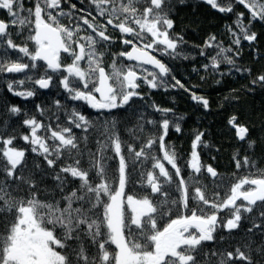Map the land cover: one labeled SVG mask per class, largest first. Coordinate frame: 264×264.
Wrapping results in <instances>:
<instances>
[{
    "label": "snow or ice",
    "instance_id": "1",
    "mask_svg": "<svg viewBox=\"0 0 264 264\" xmlns=\"http://www.w3.org/2000/svg\"><path fill=\"white\" fill-rule=\"evenodd\" d=\"M204 2L236 16L234 25L225 26L231 36L228 45L209 35L203 45L195 46L211 61L203 65L205 71L218 70L222 63L241 71L235 58L242 41L257 40L252 25L264 23V0ZM90 3L96 15L77 16V6L69 0H32L30 7H25V0H0V10H6L10 18L0 19V74H24L22 79L6 82L10 93L23 99L34 97L35 86L48 89L55 77L68 99L84 102L98 113H112L131 106L134 98L142 100V84L190 91L175 76H171L173 83H167L171 69L153 54L183 55L178 48L184 38L172 32L176 0ZM109 27L120 33L122 50L118 52H110L117 38L108 34ZM10 28L17 29L15 35L23 37L22 43L14 41ZM10 50L18 53L15 60ZM107 55L111 59L105 64ZM243 71L251 74L252 70ZM26 83L30 87H24ZM250 84L264 87V73ZM191 99L205 109L209 106L195 92ZM53 104L67 113V124L53 127L32 115L22 120L27 134L17 137L0 131V264H264V168L257 167L250 156L235 153L237 171L225 176L202 163L197 149L207 148L208 143L204 132L196 130L184 162L188 171L182 174L175 146L165 143L170 126L181 132L178 121L183 116L169 119L173 109L150 105L162 119H145L141 114L136 130L142 133L144 125L150 124L156 132L140 137L128 129L135 141L129 142L121 139L115 119L97 124L78 108L68 109L60 100ZM36 107L43 116L46 109ZM6 108L13 116L22 112L16 105ZM56 120H60L58 114ZM228 123L240 140L246 139L249 128L237 124V117ZM74 129L85 134L78 136ZM92 133L96 134L95 152L87 148ZM18 138L28 147L16 146ZM247 142L249 148L256 144ZM108 149L113 155H107ZM29 151L42 157L44 164L34 161L29 168ZM85 156L87 166L82 163ZM110 160L116 161L114 167H109ZM203 176L210 177V184L203 183ZM48 178L54 181L52 186L44 184ZM129 183L146 194H127ZM242 220L249 225L246 239L229 245L232 250L205 248L206 242L226 239L214 235L220 229L231 238ZM257 235L262 237L259 242L253 239Z\"/></svg>",
    "mask_w": 264,
    "mask_h": 264
},
{
    "label": "trees",
    "instance_id": "2",
    "mask_svg": "<svg viewBox=\"0 0 264 264\" xmlns=\"http://www.w3.org/2000/svg\"><path fill=\"white\" fill-rule=\"evenodd\" d=\"M69 2L76 4L77 11L75 14L77 16L87 14V12H92L93 15H96L94 6L91 5L90 0L86 1L87 8L85 9V13L78 11L80 8H83L82 0H69ZM31 4L32 0H25V7H30ZM89 6L91 10H89ZM237 8L239 11H245L242 6H237ZM171 18L174 20L172 32L183 36L185 41L183 45L179 46L178 51H182L183 55L195 58L184 59L183 55L172 58L159 53L153 54L157 55L171 69L170 76L165 78L166 82L169 84L173 83L174 81L171 80V76H175L190 91L171 87H168L167 90L164 87L152 89L142 84L139 90L143 95L142 100L134 98L131 106L116 109L112 113H98L96 110L87 107L84 102L68 99L67 93L58 85L55 77L53 79V86H50L46 90L35 86L36 95L23 99L10 93L7 90L6 82L13 79H22L24 78V74H0V121H2L0 123V131L10 132L17 137L21 134H27L29 130L26 126L22 125V120L26 116L32 115H35L38 120L51 123L53 127L60 122L67 124V113L63 110L58 111L53 104L54 100H60L61 104L65 105L68 109L73 107L78 108L82 114L88 116L94 122H97V124L107 118L115 119L121 139L135 142L132 139L133 134L128 129L136 130L141 114L145 119H155L157 121L162 119L161 114L155 112L150 107L154 103L161 108H171L174 110V114L169 113V119L183 116V119L178 121L181 125V132L176 133L170 126L168 136L165 138L166 144L174 145L176 148L179 156L177 162L182 167V174H186L188 171L184 162L190 155L191 143L196 130L204 132L203 140L208 143L207 148L201 145L197 149L202 163L212 165L219 173L230 176L231 173L237 171L235 162L233 161V155L237 152H239V157L248 155L255 161L257 167L264 168V87L250 84L251 79L255 78L258 74L264 73V23L257 21L252 25V30L258 34L255 42L249 44L248 41H242L239 46L241 50L240 55L235 59L236 67L240 68L241 71H237L236 68L226 63H222L218 70H213L209 67L205 71L203 65L206 63L210 64L211 61L207 56H201L199 48L195 46L203 45L209 35H215L218 40L228 45L231 36L226 31L225 26L234 25L236 16L232 13H220L206 4L204 0H184L182 4L176 0ZM98 19L102 20L99 17ZM65 23H68L66 19ZM84 27L86 28V26ZM9 31L13 34V39L16 43L23 42V37L15 35L17 29L10 28ZM108 34L117 38L116 43L110 46V52L122 50V45L119 41L120 33L109 27ZM29 47L31 48L32 45L29 44ZM17 55L18 53L14 50L9 51L11 59L15 60ZM110 59V55L105 56V64H108ZM25 61L27 62V58H25ZM39 63L43 64V62ZM125 63L128 62L125 61ZM149 68L151 69V67ZM244 69H251V74L243 71ZM220 73H224V75H220ZM24 87L27 88L30 85L26 83ZM248 89H251V91ZM191 92H195L197 95L206 98L209 101L208 108L205 109L201 103L192 100ZM11 105L19 106L22 109L21 114L13 116L7 113L6 106ZM37 105L46 109L43 116L39 114ZM49 109L50 111H47ZM56 114L60 117L59 121L56 120ZM232 116L237 117V124L249 128V133L243 141L238 138L236 129L228 123ZM89 131L91 132L92 130ZM74 132L78 136L85 134L80 129H74ZM155 132L156 128L153 125L145 124L143 132L141 133L136 130L135 135L146 137ZM95 136L96 134L92 133V137H90L87 145V148L93 152L96 151ZM248 140L256 141L253 148H249ZM14 144L18 147H28L19 138L14 141ZM81 147L83 148L84 145L81 144ZM107 155H113L111 149H108ZM26 160L29 168H32L34 161L41 163V165L44 164L42 157L30 151L26 155ZM86 160L87 156L82 161L85 166H87ZM108 164L109 167H114L116 161L110 160ZM166 166L170 168L167 164ZM240 171L243 172L244 170L241 169ZM35 178L39 180V174ZM210 182V177L203 176L204 184H210ZM44 184L52 186L54 181L48 178L44 181ZM69 187H71V184ZM126 193L136 196L146 194L145 190L132 183H129ZM255 214L254 210L253 215ZM248 227V223L242 220L241 228L234 230L231 238H229V234L226 231L220 229L214 235L217 237L223 235L226 239L224 241L217 239L213 242H206L204 246L210 250H232L229 245H235L237 242L246 239L244 231ZM253 239L259 242L262 237L257 235Z\"/></svg>",
    "mask_w": 264,
    "mask_h": 264
},
{
    "label": "flooded vegetation",
    "instance_id": "3",
    "mask_svg": "<svg viewBox=\"0 0 264 264\" xmlns=\"http://www.w3.org/2000/svg\"><path fill=\"white\" fill-rule=\"evenodd\" d=\"M75 1H77V0H75ZM82 1H83L82 2L83 9H86L87 8V4H86L87 0H82ZM75 3H77V2H75ZM66 5L67 4H65L64 6H66ZM67 7H68V5H67ZM89 10H91L90 6H89ZM0 19H5V20L10 19L9 17L6 16V10H0ZM62 21L65 23V19ZM65 57H66V54H62V58H65Z\"/></svg>",
    "mask_w": 264,
    "mask_h": 264
},
{
    "label": "rangeland",
    "instance_id": "4",
    "mask_svg": "<svg viewBox=\"0 0 264 264\" xmlns=\"http://www.w3.org/2000/svg\"><path fill=\"white\" fill-rule=\"evenodd\" d=\"M65 7V6H64ZM66 8H67V5H66ZM66 58V57H65ZM67 62H70V60L69 61H67ZM140 90V89H139Z\"/></svg>",
    "mask_w": 264,
    "mask_h": 264
},
{
    "label": "water",
    "instance_id": "5",
    "mask_svg": "<svg viewBox=\"0 0 264 264\" xmlns=\"http://www.w3.org/2000/svg\"><path fill=\"white\" fill-rule=\"evenodd\" d=\"M158 58V57H157ZM148 67H151V66H148ZM43 90H46V89H43Z\"/></svg>",
    "mask_w": 264,
    "mask_h": 264
}]
</instances>
